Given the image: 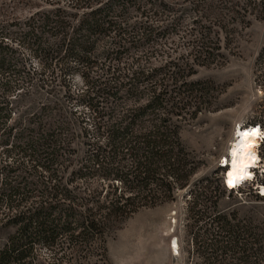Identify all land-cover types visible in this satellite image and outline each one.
I'll use <instances>...</instances> for the list:
<instances>
[{
    "label": "trees",
    "instance_id": "1",
    "mask_svg": "<svg viewBox=\"0 0 264 264\" xmlns=\"http://www.w3.org/2000/svg\"><path fill=\"white\" fill-rule=\"evenodd\" d=\"M184 2L188 8L174 10L162 0H76L41 14L40 30L29 26L19 43L41 56L33 73L17 69L20 48L0 39V74L8 76L0 79V264L40 257L48 264H109L112 229L190 185L193 208L204 202L212 211L203 244L209 259L264 264L254 229L217 211L218 179L191 184L197 162L180 139L183 125L209 110L219 90L191 79L196 66L221 61V34L229 48L236 32L228 21L248 27L247 17H264V0ZM131 9L143 20L127 25ZM23 72L50 91L59 85L69 117L56 119L47 105L41 118L16 116L10 98L20 85L10 77ZM76 76L82 81L74 86Z\"/></svg>",
    "mask_w": 264,
    "mask_h": 264
},
{
    "label": "rangeland",
    "instance_id": "2",
    "mask_svg": "<svg viewBox=\"0 0 264 264\" xmlns=\"http://www.w3.org/2000/svg\"><path fill=\"white\" fill-rule=\"evenodd\" d=\"M75 1L0 0V39L16 44L17 49L20 48L22 34L31 31L30 27L35 31L40 30L41 14L50 13L57 7L68 8ZM162 1L174 10L189 7L185 0ZM149 14L150 18L147 20L156 25V19L151 12ZM247 18L250 22L248 27L228 21L226 26L236 32L230 36L232 42L229 48L221 34V52L224 58L213 65L196 66V73L191 78L194 81H211L219 87L215 102L209 110H204L195 120L183 125L180 131L183 145L193 153L197 162L191 184L201 181L204 186L207 185L206 180L216 181V164L225 154L235 125L258 123L264 126V56H260L264 48V17ZM127 19V25L143 20L141 12L134 9L130 10ZM188 22L189 18L183 24ZM178 37L179 35L174 36V41H178ZM30 45L27 43L29 47H21L16 52L19 59L16 67L33 73L41 68V56L32 57ZM24 72L16 79L10 77L12 82L20 85L19 89H13V96L10 98L16 116H22L23 120L33 115L41 118V107L47 105L53 110L52 115L56 119L69 117L70 107L63 99L64 91L60 86L53 84L54 89L51 91L50 88H42L38 76L32 75L33 79L30 80L24 78ZM6 77V73L0 74L1 80ZM81 81L76 76L73 85H79ZM61 105L64 106L63 110ZM69 132L77 135L78 127L72 125ZM79 141V138H75L74 147H79ZM261 150L264 153V149ZM192 188L193 185H190L184 191H179L174 201L139 210L119 228L112 229L105 243L109 264H218L209 259L203 246L207 237L206 229L210 228L206 225L209 222L207 218L212 215V211H207L202 206L204 202L193 208V197L190 193ZM245 202L242 203L234 194L219 193L217 211L233 219V223L240 221L242 225L251 226L264 245V200L251 195L246 196ZM197 210H200L199 215L195 214ZM212 229L210 234H214ZM4 235L3 232L0 237ZM175 239L178 244L177 253L170 249V244ZM34 264H48V261L43 263L40 257ZM59 264L78 263L72 260L70 263Z\"/></svg>",
    "mask_w": 264,
    "mask_h": 264
},
{
    "label": "built area",
    "instance_id": "3",
    "mask_svg": "<svg viewBox=\"0 0 264 264\" xmlns=\"http://www.w3.org/2000/svg\"><path fill=\"white\" fill-rule=\"evenodd\" d=\"M259 126L260 131L264 133V126L256 123L254 127L249 128L253 129ZM259 147L256 149V154L259 157L257 168L252 170V174H254V179L251 181H246L241 184H236L230 187L227 183L228 180V172L224 171V173H217L219 176V187L223 193L234 194L236 195L242 203H246V196L255 195L257 199L264 200V142H261L258 138ZM223 155L219 158L216 166H221V159Z\"/></svg>",
    "mask_w": 264,
    "mask_h": 264
},
{
    "label": "clouds",
    "instance_id": "4",
    "mask_svg": "<svg viewBox=\"0 0 264 264\" xmlns=\"http://www.w3.org/2000/svg\"><path fill=\"white\" fill-rule=\"evenodd\" d=\"M257 137H259L261 142H264V133L260 131L259 126L243 132L239 151L232 155L233 179L237 183L254 179V174L249 173L247 169L255 167L259 160L258 155L252 151L254 147H259V144H254L253 142ZM233 152L231 154H233Z\"/></svg>",
    "mask_w": 264,
    "mask_h": 264
},
{
    "label": "bare ground",
    "instance_id": "5",
    "mask_svg": "<svg viewBox=\"0 0 264 264\" xmlns=\"http://www.w3.org/2000/svg\"><path fill=\"white\" fill-rule=\"evenodd\" d=\"M254 126H255V124H251V125H242L241 124V125H235L234 126V130H233V133H232V139L230 140V143L228 144V147H227V149L225 151V154L223 155V158L221 159V166H216V171L218 173H224V171H229V172L233 171L232 166H231V160L233 159L231 153L233 151H239L240 144L242 142V134H243V132L248 131L249 128L254 127ZM258 138L259 137L255 138V140L253 141L254 144H258ZM256 149L257 148L254 147L252 149V151L256 153ZM226 160L229 161V163H227V164L224 163V161H226ZM256 168H257V165L255 167L249 168L248 171L250 173H252V170L256 169ZM217 179L219 181V176L217 177ZM246 181H249V180H244V181L239 182V183L235 182L234 185L241 184V183L246 182ZM263 191H264V189H263ZM170 249L172 251H175V253H177L178 244H177V240L176 239L171 242Z\"/></svg>",
    "mask_w": 264,
    "mask_h": 264
},
{
    "label": "snow or ice",
    "instance_id": "6",
    "mask_svg": "<svg viewBox=\"0 0 264 264\" xmlns=\"http://www.w3.org/2000/svg\"><path fill=\"white\" fill-rule=\"evenodd\" d=\"M236 152H238V151H234L233 152V154H231V155H234ZM224 163H229V161H224ZM231 166H232V169H233V159L231 160ZM247 171H248V169H247ZM249 172V171H248ZM250 173V172H249ZM235 180L233 179V171H230L229 173H228V180H227V183H228V185L230 186V187H232V186H234V184H235Z\"/></svg>",
    "mask_w": 264,
    "mask_h": 264
}]
</instances>
